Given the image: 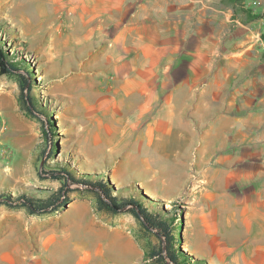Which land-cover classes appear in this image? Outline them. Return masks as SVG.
<instances>
[{
	"label": "rangeland",
	"instance_id": "obj_1",
	"mask_svg": "<svg viewBox=\"0 0 264 264\" xmlns=\"http://www.w3.org/2000/svg\"><path fill=\"white\" fill-rule=\"evenodd\" d=\"M157 1L159 14L172 10L174 15L189 13L191 20L204 26L207 45L212 46L206 48L207 57L220 59L222 66L216 70V78L198 81L196 90L205 82L221 92L214 103L195 107L196 127L194 131L189 128V135L187 127L176 125L156 130L144 156L127 162L110 157L106 133L89 124L86 108L98 93L117 103L122 97L115 91L117 78L111 68L118 60L116 26H121L125 5L119 16H96L88 23L76 2L70 4L73 12L61 8L55 14L49 7L51 0H0V39L9 54L17 52V57L25 58L32 70L37 103L52 116L27 114L19 102L18 75L0 73V199L8 194L58 195L63 180L49 172H61V168L74 170L76 180L112 177L113 196L120 200L133 196L149 211L172 221L171 233L175 238L181 236L175 250L179 247L184 252H178L179 259L188 264H220L213 259L218 257L237 264L243 256L236 250L208 247L198 255L185 244L187 234L199 222L200 203L181 189L165 187L158 194L143 185L155 173L157 178H181L173 184L182 185L188 170L194 169L192 164L203 157L205 144L206 156L211 153L217 165L220 159L228 169H221L212 179L201 176L199 183H229L227 156L233 152L239 157L240 183L246 177L241 171L260 168L258 157L264 152V0ZM208 98L210 95L205 100ZM123 107L127 108L125 103ZM45 130L55 138L50 156ZM95 133L100 135L97 144L92 141ZM211 162L212 158L207 159L205 165L215 166ZM64 191L69 203L49 213L32 214L19 204L0 203V264L56 254L53 260L59 264H173L166 256L168 240L155 229L145 228L127 209L131 205L111 212L99 206L96 191L72 180H66Z\"/></svg>",
	"mask_w": 264,
	"mask_h": 264
},
{
	"label": "crops",
	"instance_id": "obj_2",
	"mask_svg": "<svg viewBox=\"0 0 264 264\" xmlns=\"http://www.w3.org/2000/svg\"><path fill=\"white\" fill-rule=\"evenodd\" d=\"M123 2L125 11L119 18L121 26H116L115 51L119 58L111 68L117 78L115 90L122 97L118 105L109 95L97 92L95 102L92 105L86 103V108L89 124L101 127L106 133L109 140L106 150L110 157L128 162L140 154L144 156L142 152H146L147 143L151 142L156 130L173 125L187 127L188 135L189 128L195 130V107L207 101L214 103L218 91L221 92L220 88L207 87L205 82L196 90V84L216 78L215 72L221 69L222 63L220 59L216 61L207 57L205 28L191 20L189 13L174 15L172 10L159 14L157 0ZM207 95L211 98L205 100ZM227 102L232 103L231 100ZM124 103L127 108L123 107ZM92 141L97 144L100 135L93 134ZM76 148L83 153L79 146ZM212 156L211 153L210 157L206 156L205 144L203 157L192 164L194 169L188 170L182 185L173 184L179 183L181 178H173L174 175L157 178L155 173L146 185L142 184L143 188L158 194H163L165 187L181 189L201 204L199 222L187 234L185 243L191 252L202 255L200 251L208 247L232 249L243 256V261L237 264H264V152L258 157L262 161L256 172L253 168L249 172L241 171L246 175L241 183L236 170L238 154H229L231 179L224 186L220 180L209 185L198 182L201 176L212 179L221 169H228L222 166L220 159L217 165ZM210 158L215 166L205 165ZM255 174L260 177L258 181L253 178ZM190 237L194 243L190 242ZM58 255L38 256L39 260L36 257L19 264H59L53 260ZM213 259L220 264L229 263L218 257Z\"/></svg>",
	"mask_w": 264,
	"mask_h": 264
},
{
	"label": "trees",
	"instance_id": "obj_3",
	"mask_svg": "<svg viewBox=\"0 0 264 264\" xmlns=\"http://www.w3.org/2000/svg\"><path fill=\"white\" fill-rule=\"evenodd\" d=\"M16 53L14 54V52H12V54H9L8 50L5 48L2 40L0 39V73H15L18 75L20 87L19 102L27 114L37 118H40L38 116L39 114H43L52 118L48 110H45L42 108V106L38 105L33 93L32 70L29 68L25 58L20 56L17 57ZM45 138L48 141V155L50 156L55 148L54 133L50 134L45 130ZM61 169V172L48 171L54 178L63 180L61 186L58 188V195L48 196L46 198H34L31 196H26L25 194H17L13 197L8 194L6 197L0 199L2 200L0 203H4L8 206L19 204L20 206L26 207L32 214L49 213L61 207H65L69 203V198L64 194V186L66 185V180H72L96 191L98 194L97 198L99 206L111 212H120L127 205H131V207L127 209L137 219H139L145 228L155 229L158 235H163L164 238L168 240L169 244L166 247V256L171 260V262L173 264H188L183 258L179 259L178 257L179 254H183L184 252H182L179 247L178 251H176L174 245H179L181 236H178L177 238L174 237V234L171 233L172 221L165 218L164 214L160 212L149 211L133 196L124 197L121 200L116 196H113L109 184L110 180L113 181L115 178L106 177L105 179L97 181H92L85 178L76 180L74 177V170L68 168ZM159 253H162V247L160 248Z\"/></svg>",
	"mask_w": 264,
	"mask_h": 264
},
{
	"label": "bare ground",
	"instance_id": "obj_4",
	"mask_svg": "<svg viewBox=\"0 0 264 264\" xmlns=\"http://www.w3.org/2000/svg\"><path fill=\"white\" fill-rule=\"evenodd\" d=\"M52 3L50 6L49 3V7L50 9H53L54 13L56 14L58 12V10H60L61 8H66L68 13L73 12V8L71 7L70 4L75 3L76 2V6H80V8L83 9V11L85 13L81 14V17H86V21L88 23H90V20H93L96 16L97 18L102 17V19H105V17H110V14L113 13L116 16H119L122 12V6L124 4L123 0H90L89 1V5H85L84 0H51ZM87 1V0H86ZM72 2V3H71ZM88 2V1H87ZM39 9H41V7H39ZM38 9V11H39ZM46 9V8H44ZM40 13L43 12V10L41 9L39 11ZM81 12V11H80ZM93 12H96L94 15L92 14ZM45 13V12H44ZM42 14V13H41ZM43 15V14H42ZM55 17V16H54ZM73 18V17H72ZM97 18L95 20H97ZM31 20V19H30ZM94 20V22H95ZM101 20V19H100ZM101 24V23H100ZM84 26V25H83ZM120 55V54H119ZM119 58V57H118ZM117 59V58H116ZM109 62L111 60H108ZM151 61V60H150ZM108 63V62H107ZM150 63V62H149ZM150 69V68H149ZM121 73V72H120ZM135 76V75H134ZM149 81V79H147ZM127 81V80H126ZM129 83V82H128ZM126 87V86H125ZM128 87V86H127ZM130 88V87H129ZM117 90V89H116ZM115 90V91H116ZM128 90V89H127ZM118 92V90H117ZM116 92V93H117ZM134 92V91H133ZM137 92V91H136ZM111 96V95H110ZM120 96V93H119ZM116 97V96H115ZM118 97V96H117ZM85 98V97H83ZM90 99V98H89ZM88 99V100H89ZM120 99V98H119ZM123 99V98H122ZM91 102V101H90ZM104 102V101H103ZM92 103V102H91ZM122 104V103H121ZM120 104V105H121ZM85 105V104H84ZM92 105V104H91ZM99 105V104H98ZM107 105V103H106ZM101 106V105H100ZM99 107V106H98ZM103 107V106H101ZM113 107V106H112ZM100 109V108H99ZM114 112V111H113ZM103 113V112H102ZM120 117V116H119ZM91 118V117H90ZM100 118V117H98ZM89 119V118H88ZM94 120V119H93ZM105 123V121H104ZM113 124V123H112ZM106 126V125H105ZM102 131V130H101ZM84 259V258H83Z\"/></svg>",
	"mask_w": 264,
	"mask_h": 264
}]
</instances>
